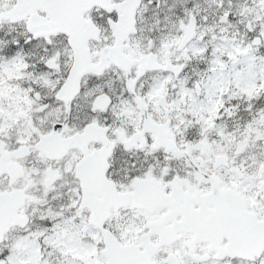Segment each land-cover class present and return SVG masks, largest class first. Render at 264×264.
Segmentation results:
<instances>
[{
  "label": "flooded vegetation",
  "instance_id": "af4514ba",
  "mask_svg": "<svg viewBox=\"0 0 264 264\" xmlns=\"http://www.w3.org/2000/svg\"><path fill=\"white\" fill-rule=\"evenodd\" d=\"M122 2L108 0V8L94 6L88 12L96 26L93 38L88 41L91 60L106 68L84 75L78 93L68 105L61 99L60 91L73 63L72 49L69 48L66 66L63 67L62 59L55 70L41 62L36 65L33 62L35 67L32 64L30 67L32 61L26 56L28 67L23 69L24 74L29 69L38 75L43 71L54 74L55 82L53 89L48 90L37 82L39 79H14L21 98L14 108L11 125L0 128V193L32 195L31 200L24 198L18 210L19 215H27L30 220L33 214L30 205L36 199L48 202L45 193L55 188L65 198L73 194L80 200L82 192L76 169L85 155L87 177H106L90 181L89 193L95 197L97 206L114 189L132 198L127 205L110 208L104 227L121 244L137 246L139 253L162 238L168 241L154 249L150 256L152 264L264 262V251L254 260L232 254L229 238L221 236L225 235L223 232L189 230L209 224V214L201 212L215 208L204 199L214 187L240 191L250 210L264 219V190L259 195L261 207L249 198L250 191L258 195L262 181L254 180L257 184L251 190L244 177L240 180L237 177L240 183H235L236 177L224 173L235 163L247 168L252 161L250 157L245 159L250 163L235 162L241 156H231L227 149L211 161L205 156L210 133L219 125L216 117L224 115L230 107L219 103L228 97V91H234L232 83L236 79L229 75L250 70V62L264 84V0H140L133 14L134 24L130 20L134 9L120 8ZM14 4L15 0H0V14ZM190 23L196 34L182 46L184 30ZM17 24L25 26V22ZM12 25L9 20L0 24V34L5 33V48L14 44L25 53L38 52L56 38L36 39L25 29L16 31L19 35L13 43V35L6 29ZM126 33L128 37L124 38ZM55 58L59 60L60 53ZM29 92L32 96H28ZM42 105L45 109L39 111ZM36 107L37 113L55 111V119L42 125L31 118L33 134L18 132V128L25 126V114L29 110L34 112ZM53 127L59 148L62 140L86 127L90 134L83 149L72 147L60 158H50L36 149L35 144ZM155 130L164 133L165 140H156ZM59 153L54 150L52 155ZM50 179L54 180L48 184ZM141 182L151 184L144 185L147 191L159 192V186L167 197L174 193L175 197L165 200L171 205L152 212L145 206L142 208ZM9 202L6 199L1 204ZM13 202L18 203V197ZM64 203L61 210L69 205L68 200ZM92 208L89 204L84 209L89 223ZM151 224L157 225L154 231ZM176 228L183 230L173 231ZM23 230L18 225L11 227L4 241L12 232ZM145 254L144 257L148 256V252Z\"/></svg>",
  "mask_w": 264,
  "mask_h": 264
},
{
  "label": "rangeland",
  "instance_id": "374dc122",
  "mask_svg": "<svg viewBox=\"0 0 264 264\" xmlns=\"http://www.w3.org/2000/svg\"><path fill=\"white\" fill-rule=\"evenodd\" d=\"M23 28V24H14L6 28L7 33L13 35V43L16 36L19 35L16 34V31H21ZM7 33L6 35H8ZM4 35L5 33L0 34V43L2 45H6ZM193 47L197 50L198 46L194 45ZM28 52L30 53H25V55L32 61L29 62V66L33 62L35 65L36 62L44 63L48 58H55V55L60 53V59L57 62L60 63L63 59L61 63L65 67L70 54L66 38L63 35L56 36L54 42L46 45L43 51L32 52L28 50ZM1 55L0 47V128H4L11 125V121L15 117L14 108H16L18 100L21 98V93L14 79L24 77L34 78V80L39 79L37 82H42L48 90H51L54 87L55 76L43 71L38 75L33 69H29L24 74L23 69L28 66L22 60L23 54H17L15 55L17 57L14 56L9 59ZM219 62L225 65L223 59H219ZM248 67L250 70L229 75V77L236 79L232 83L234 84V91H228V97L223 100L220 99L219 103L229 101L232 98H239L243 95V99L248 102L247 108L251 109L253 125L250 128L240 130L235 124L232 131L225 132L224 128L227 125L225 120L230 118L218 115L216 118L220 119L219 128L210 133V141L205 148V156L208 157L209 161L216 154L232 146L233 141L237 139L243 138L249 144L255 145L257 140L264 138V106L263 108L259 106L257 109L255 106L256 102L260 104L261 99H264V84L262 83V77L254 69H251L250 62ZM55 75L57 76V74ZM227 111L229 112V110ZM236 111L237 107L232 112H229L228 115L236 117ZM55 117V111L49 110L37 113L36 107L34 112L29 110L25 114V126L22 129L18 128V132L31 136L34 129L32 123L29 122L31 118L45 125L50 124ZM251 154L252 151L248 149L244 151L240 155L242 162H245L247 156H251ZM248 163L250 162L248 161ZM260 163H264V155L260 161L251 162L245 169L239 163H235L224 171L227 177H236L235 183H240L237 177H239V180L240 177H244L245 182L247 183L248 181L251 190L257 184L254 180L262 181V185L258 187V195H255L252 191L249 192V198L257 203L258 207H261L259 195L264 190V175L260 176L258 174ZM57 191L58 189L55 188L53 191L45 193V197L49 199L48 202L36 201L38 200L36 199L30 205L33 213L32 222L22 232L9 234L3 244L0 245V264H105V259L99 253L102 246H97V242L101 239L100 234L93 227L91 228L87 211L78 209L79 197L71 194L69 195L70 197L65 198L63 193ZM37 195L42 196L40 193ZM67 200L69 205L67 204L64 206V210H61L62 205ZM263 263V261H259L257 264Z\"/></svg>",
  "mask_w": 264,
  "mask_h": 264
},
{
  "label": "water",
  "instance_id": "95a60500",
  "mask_svg": "<svg viewBox=\"0 0 264 264\" xmlns=\"http://www.w3.org/2000/svg\"><path fill=\"white\" fill-rule=\"evenodd\" d=\"M139 2L140 0H129L134 10L139 5ZM107 4L108 0H17L16 5L11 11L0 15V22L3 19H10L12 22L27 19L26 27L35 38L45 37L48 39L51 35L59 33L67 36L68 44L74 51V62L60 93L61 99L69 104L75 94L78 93L80 79L88 72L96 71L100 73L105 68L102 66L103 64H93L91 62L88 40L93 38V31L96 27L91 19L85 17V14L93 6L106 7ZM134 10L130 15L131 21H134ZM38 11L46 13V16L39 15ZM194 35L193 29L188 27L182 44L190 41ZM126 36L127 33L125 34ZM45 64L53 69L58 67L54 59H49ZM155 133L157 140L164 136V133L157 130H155ZM89 134V127H86L83 133H77L72 137L62 140L64 149L66 150L70 147L83 149ZM56 142L55 130H52L50 134L41 136L39 142L36 144V148L51 156L50 153L54 149ZM245 146V141H238L236 153H240ZM51 158H54V156ZM87 161L88 159L84 156L77 165V177L80 179L83 192L80 209L89 204L93 207L91 218L92 222L102 231L106 244V248L102 251V254L107 257V264H136L137 260L133 257V246L120 244L115 236L104 228V222L110 215V208L112 206L118 208L123 204H127L129 198L127 194L118 193V195H114L113 193L109 194L100 206H97L95 197L89 193L90 181H100L101 178L106 179V177H87L88 172H84L85 167L88 166ZM259 173H264V166L259 168ZM207 177H214V175H207ZM53 180L50 179L48 183H52ZM123 197H125L124 202L119 203V201L122 202ZM206 197L209 201L214 200L217 202L215 211H212L210 218H208L209 222H213L216 225L208 226V228L234 231L231 234L234 243L232 244L231 241L228 246L232 254L250 259L254 258V254L259 256L264 249V220L259 221L255 214L249 213L245 198L240 193L231 189L227 192L213 190ZM0 198H2L1 195ZM20 206V204H14L12 207L0 212V241L3 240V236L10 226L20 224L24 227L28 223V217H24L22 221L17 220V210ZM161 242L164 244L165 241Z\"/></svg>",
  "mask_w": 264,
  "mask_h": 264
},
{
  "label": "trees",
  "instance_id": "16d2710c",
  "mask_svg": "<svg viewBox=\"0 0 264 264\" xmlns=\"http://www.w3.org/2000/svg\"><path fill=\"white\" fill-rule=\"evenodd\" d=\"M252 118L253 117L251 115H249V112H246V113L245 112H243V113L239 112V113H237V116L234 117V119H238L237 122L241 124V128H244L245 126L249 127V126L253 125V119ZM235 122H236V120L231 121V123H235ZM263 149H264V145H262L261 143H259V149L258 150L253 148L252 160L261 159L262 158L261 157L262 152H264Z\"/></svg>",
  "mask_w": 264,
  "mask_h": 264
}]
</instances>
